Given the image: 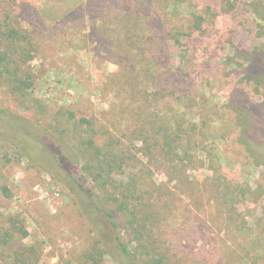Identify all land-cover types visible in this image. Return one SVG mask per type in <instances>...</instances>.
<instances>
[{
	"label": "rangeland",
	"instance_id": "obj_1",
	"mask_svg": "<svg viewBox=\"0 0 264 264\" xmlns=\"http://www.w3.org/2000/svg\"><path fill=\"white\" fill-rule=\"evenodd\" d=\"M128 1L138 0H0V53L7 55L15 71L30 73L33 80V89L18 102L0 87V110L5 111L0 113V126L8 132L17 130L22 141L33 137L29 144L41 149L45 133H59L70 125V131L77 130L79 135L84 126L76 129L74 120L87 119L97 141L114 145L134 171L131 179L149 192V203L142 204L150 206L144 212L155 215L152 246L167 252L169 264H253L251 256L239 250L236 229L244 227L243 221L233 216L235 221L230 222L227 210L240 205L238 212L250 227V215H263L264 196L256 203L247 197L244 202L223 204L214 193L206 161L194 162L184 174L175 176L167 157L147 152L154 139L153 132L144 131L151 129L157 116L170 114L174 104L147 89L149 75L134 56L126 29L117 18L121 9L131 8ZM230 2L233 7H226L212 28L190 41L192 54L187 59L191 64L186 72L190 78H183L185 88L181 89L190 99L188 104L194 105V110L187 111H194L191 119L199 123L194 113L203 117L205 129L200 124L196 130L198 147L221 156L219 165L227 179L239 173L250 187L257 182L264 187V164H255L237 142L235 130L224 126L231 118L226 101L232 89H244L253 101L258 100L253 85L233 62L237 59L228 63L229 58L236 49L249 50L264 43V30L250 13L251 0ZM194 4L181 3L179 12L188 16L195 11ZM72 11L77 13L70 15ZM174 60L176 64L177 56ZM201 80L205 88L199 86ZM188 84L191 89L186 92ZM194 87L196 94L191 93ZM201 94L211 97L214 106L201 102ZM32 97L44 104V110L30 109ZM67 113L77 118L72 120ZM213 117L219 126L210 121ZM201 131L207 132L202 139ZM46 168L32 166L17 148L0 140V226L26 231L23 243L39 247L37 264H94V258L100 264H114L107 255L99 260L98 247L93 255L96 232L82 219L62 174H56L54 166ZM9 218L11 223H7ZM123 234L132 249L140 243L125 228ZM31 262L37 261L32 258Z\"/></svg>",
	"mask_w": 264,
	"mask_h": 264
},
{
	"label": "trees",
	"instance_id": "obj_2",
	"mask_svg": "<svg viewBox=\"0 0 264 264\" xmlns=\"http://www.w3.org/2000/svg\"><path fill=\"white\" fill-rule=\"evenodd\" d=\"M188 1L195 2L196 9L185 16L179 12V6L181 3L187 4ZM128 3L131 4V8L128 6L130 9H121L117 18L126 29V39L133 48L134 56L139 59L142 68H145L146 74L149 75L147 89L161 96V99H172L174 104L170 114L157 116L151 129L149 127L144 131L153 132L154 144L148 147L147 152L152 156L153 152H157L160 159L167 157L171 174L175 176L182 172L184 174L186 168L194 162L202 164L206 161V169L211 172L215 182L214 193L223 204L228 200L243 201L247 197H252L256 203L264 196V187L260 183L257 182L254 187H250L244 183L239 173L236 178L227 179L226 171L219 165L221 156L217 152H207L198 147L196 130L202 124V116L194 113L199 123L195 118L191 119L194 111H187L194 110V105L188 104L190 99L181 89L185 88L183 78H190L186 73L191 64V59H187V55L192 54L190 41L196 35H203L207 29L212 28L214 20L225 12L226 7L232 8V3L230 0H138ZM249 6L254 20L259 22L260 28L264 30V0H251ZM76 13L72 11L70 15ZM95 18L92 16V19ZM234 51L228 63L237 59L233 62L246 82L253 85L258 100L253 101L244 89H232L226 101L231 118L227 123L224 122V126L235 130L237 142L255 164L258 162L264 164L261 161L264 157V43L249 50L239 48ZM12 66L7 55L0 53V87L7 90L9 96L18 102L26 99V91L30 92L33 89V80L30 73L22 75ZM165 70L169 71L168 75L165 74ZM188 85L189 89L186 92L191 89V84ZM199 86L205 88L202 80ZM195 90L197 89L194 87L191 93L196 94ZM31 100V110L37 106L44 110L42 102L33 97ZM199 100L214 106L211 97L206 99L204 94L200 95ZM0 113L5 111L0 110ZM67 114L72 120L76 117L73 113ZM210 121L219 126L214 117ZM73 126L79 130L84 126L83 133L78 135L77 130L71 132L70 125H66L59 133H45L41 149L29 144L30 141L33 143V137L30 136V141L27 139L22 141L17 130L8 132L1 126L0 140L17 148L32 166L49 169L51 165L54 166L56 174H62L60 175L62 182L73 194L82 219L96 232L97 241L93 255H97L98 247L99 260L107 255L114 264H169L167 252L157 251L154 245L152 246L155 240L151 241L153 239L151 230L154 227L155 215L144 212L150 206L142 204L143 201L149 203L147 198L149 192L146 193L143 185L136 179H131L134 171H130L127 159L117 153L114 145L99 143L95 138L94 128L87 119L79 117L74 120ZM26 127L31 131L30 125ZM199 128L205 129L203 124ZM19 130L22 131L18 128ZM205 135L207 136V132H200L201 139ZM82 136L85 138H81ZM70 141H73L74 145ZM187 144L191 147L189 151L194 152V155H190L186 149ZM34 159L41 162H33ZM213 163L217 165L216 169L212 167ZM135 173L140 175L138 172ZM225 206L223 205V209H226ZM241 210L240 205L233 207L231 211L227 210L230 222L235 221L234 217L243 221L244 227L236 229L237 239L242 246L239 249L240 253L246 252L247 257L251 256L253 264L260 260L264 262V209L262 217L250 215L252 218L250 227H246L248 223L244 221L243 213L238 212ZM11 220L9 218L7 223H11ZM123 228L140 242L136 243L138 245L133 249L124 238ZM26 236L27 233L22 227L14 229L0 226V264H31L32 258L37 261L36 264L38 263L39 247L34 245L30 248L25 245L23 240ZM247 242H250L249 247L246 245ZM245 255H241V258ZM94 264L100 262L94 258Z\"/></svg>",
	"mask_w": 264,
	"mask_h": 264
}]
</instances>
